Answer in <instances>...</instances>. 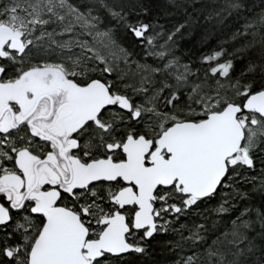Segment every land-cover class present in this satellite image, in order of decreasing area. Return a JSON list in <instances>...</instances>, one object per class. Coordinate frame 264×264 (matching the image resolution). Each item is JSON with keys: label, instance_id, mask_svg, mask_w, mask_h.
Segmentation results:
<instances>
[{"label": "snow or ice", "instance_id": "6c2138e0", "mask_svg": "<svg viewBox=\"0 0 264 264\" xmlns=\"http://www.w3.org/2000/svg\"><path fill=\"white\" fill-rule=\"evenodd\" d=\"M0 264H264V0H0Z\"/></svg>", "mask_w": 264, "mask_h": 264}, {"label": "trees", "instance_id": "16d2710c", "mask_svg": "<svg viewBox=\"0 0 264 264\" xmlns=\"http://www.w3.org/2000/svg\"><path fill=\"white\" fill-rule=\"evenodd\" d=\"M164 257L163 256H161V259H163Z\"/></svg>", "mask_w": 264, "mask_h": 264}]
</instances>
